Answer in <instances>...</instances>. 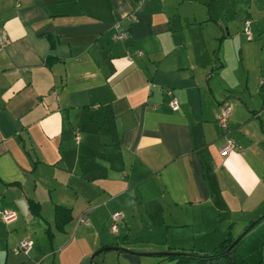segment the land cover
Here are the masks:
<instances>
[{
    "label": "crops",
    "instance_id": "crops-1",
    "mask_svg": "<svg viewBox=\"0 0 264 264\" xmlns=\"http://www.w3.org/2000/svg\"><path fill=\"white\" fill-rule=\"evenodd\" d=\"M0 38V211L16 214L0 217V264H84V234L67 226L110 221L116 198L165 231L145 254L158 263L260 217L264 0H0ZM56 205L70 210L62 230ZM23 239L30 252L14 253Z\"/></svg>",
    "mask_w": 264,
    "mask_h": 264
},
{
    "label": "rangeland",
    "instance_id": "rangeland-1",
    "mask_svg": "<svg viewBox=\"0 0 264 264\" xmlns=\"http://www.w3.org/2000/svg\"><path fill=\"white\" fill-rule=\"evenodd\" d=\"M119 201L122 200L116 198L109 204L112 208L118 210ZM263 213L264 211L259 216ZM122 214L124 218L118 222L117 232L111 231L110 221L106 219V212L98 216L97 220H95V225H93L92 216L90 215V222L87 224H81L74 229L73 220V222L67 226L69 234H72L73 239L80 235V232L84 234V240H80V243L84 245V264H131L129 259L119 257L118 254L121 250H128L131 252L129 254H134L136 257L140 258L142 264L174 263L173 261L172 263H168V261L158 263V260L154 255H145L147 253L152 254L150 251L155 247H160L159 245L165 242L166 237L164 234L165 231L161 228L151 227L153 229H150V227H147L145 223L140 221V219L145 221L143 210H141V208H139V213L137 214L124 211ZM129 225H131L132 230L130 233H127ZM244 231L245 229L240 234ZM94 232H97L99 235V239H97L98 243L96 244L93 243L92 239H89L90 237H93L92 234ZM262 264H264V247Z\"/></svg>",
    "mask_w": 264,
    "mask_h": 264
},
{
    "label": "trees",
    "instance_id": "trees-1",
    "mask_svg": "<svg viewBox=\"0 0 264 264\" xmlns=\"http://www.w3.org/2000/svg\"><path fill=\"white\" fill-rule=\"evenodd\" d=\"M53 59L51 55L46 56V65ZM29 207L38 214L39 205L29 200ZM55 225L62 230L64 225L70 221V210L66 207L56 205L54 208ZM48 237H50L49 231ZM264 247V213L254 221H250L245 231L234 238L228 232L215 248L208 252L196 251H174L168 250L161 254L174 264H262Z\"/></svg>",
    "mask_w": 264,
    "mask_h": 264
},
{
    "label": "built area",
    "instance_id": "built-area-1",
    "mask_svg": "<svg viewBox=\"0 0 264 264\" xmlns=\"http://www.w3.org/2000/svg\"><path fill=\"white\" fill-rule=\"evenodd\" d=\"M129 1L135 7L139 8L143 3H145L148 0H129ZM248 24H249L248 22H246L244 24V33H245L247 40H250L251 34L249 32V29H248ZM117 27H118V24L115 25V28H117ZM126 36H127V31L120 30V31L116 32L115 38L124 39ZM0 44H2L1 38H0ZM138 54L140 55L141 52H139ZM263 82H264V80L261 79L260 83H263ZM167 93L171 94L170 91H168ZM169 105H170L171 109H173V110L178 109V107H179L178 100L174 96H172V98L169 102ZM228 114H229L228 108L224 107L221 111V116L218 120L219 125L223 128H227ZM233 147H234V144H233L232 140L228 139L226 141V143L220 149V153L225 155L228 152H230L233 149ZM0 217L2 218L3 221L10 222L16 218V214L13 211L4 209V210L0 211ZM122 219H123V214L121 211H115V212H112L110 214V229L112 232H117V230H118L117 224ZM88 221H89L88 216H87V214L84 213L77 218L76 225L87 224ZM31 248H32V241L29 239H23V240L19 241L18 244L12 248V251L14 253L28 254L30 252Z\"/></svg>",
    "mask_w": 264,
    "mask_h": 264
},
{
    "label": "water",
    "instance_id": "water-1",
    "mask_svg": "<svg viewBox=\"0 0 264 264\" xmlns=\"http://www.w3.org/2000/svg\"><path fill=\"white\" fill-rule=\"evenodd\" d=\"M106 249H110V248H106ZM165 253H167V252H162V253H160V254H165Z\"/></svg>",
    "mask_w": 264,
    "mask_h": 264
}]
</instances>
